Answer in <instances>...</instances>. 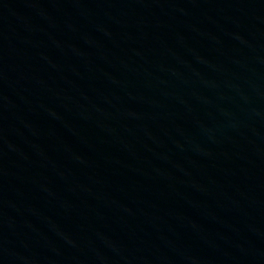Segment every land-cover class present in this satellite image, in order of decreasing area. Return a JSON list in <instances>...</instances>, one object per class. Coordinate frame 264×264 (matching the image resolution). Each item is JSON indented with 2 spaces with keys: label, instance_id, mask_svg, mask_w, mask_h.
Masks as SVG:
<instances>
[{
  "label": "water",
  "instance_id": "water-1",
  "mask_svg": "<svg viewBox=\"0 0 264 264\" xmlns=\"http://www.w3.org/2000/svg\"><path fill=\"white\" fill-rule=\"evenodd\" d=\"M0 264H264V0H0Z\"/></svg>",
  "mask_w": 264,
  "mask_h": 264
}]
</instances>
